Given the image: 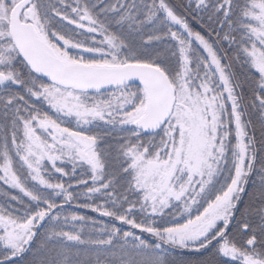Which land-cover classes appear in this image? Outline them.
<instances>
[{"label":"snow or ice","instance_id":"obj_1","mask_svg":"<svg viewBox=\"0 0 264 264\" xmlns=\"http://www.w3.org/2000/svg\"><path fill=\"white\" fill-rule=\"evenodd\" d=\"M0 185V264H264V0H0Z\"/></svg>","mask_w":264,"mask_h":264},{"label":"trees","instance_id":"obj_2","mask_svg":"<svg viewBox=\"0 0 264 264\" xmlns=\"http://www.w3.org/2000/svg\"><path fill=\"white\" fill-rule=\"evenodd\" d=\"M172 2H174V0H172ZM191 23H192V26H193V28H194L195 30L203 31V30L201 29V27H200L199 24H197V23L194 22V21H192ZM204 34L206 35L207 33L204 32ZM194 46H195V45H194ZM65 126L75 128V121H72V122L68 123V124L65 125ZM257 134H258V133H257ZM230 140H232V143L235 142L234 139H232L231 137H230ZM58 166H60V165L58 164ZM66 170H67V169H66ZM78 171H79V170H78ZM59 178H60V177H59V175L57 174V179H59ZM83 178H87V177H83ZM65 183H67V179H66V178H65ZM0 188L3 189V191H0V203H3V202L5 201V199H6V197L3 195V192H8L9 195H21L18 191H16V190H11V189L7 188V186L0 185ZM25 200H27L26 197H25ZM81 202H83V201H81ZM66 207H67V206H66ZM70 210H74V211L81 212V213L84 214V215L94 217V218H96V219H98V220H99V219H102V220H104L106 223H110V222H111V221L109 220V218L101 217V216H99V214H97V213H95V212H92L91 210H84V209H78V208H74V209H70ZM118 226H119V225H118Z\"/></svg>","mask_w":264,"mask_h":264}]
</instances>
